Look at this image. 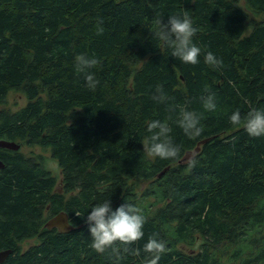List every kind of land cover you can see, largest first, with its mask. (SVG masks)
I'll list each match as a JSON object with an SVG mask.
<instances>
[{"label": "trees", "instance_id": "obj_1", "mask_svg": "<svg viewBox=\"0 0 264 264\" xmlns=\"http://www.w3.org/2000/svg\"><path fill=\"white\" fill-rule=\"evenodd\" d=\"M171 15L197 28V64L155 35ZM208 52L222 67L205 63ZM81 55L98 61L94 89L75 71ZM9 91L27 101L0 109V139L48 149L61 177L40 155L0 148V251L11 250L0 264H148L154 234L166 245L158 264H264V137L243 127L264 109V0H0V105ZM209 93L215 111L203 108ZM179 106L201 117L199 137L175 123ZM153 120L172 129L176 159L144 150ZM133 181L147 183L138 193ZM106 199L146 222L141 240L100 254L86 218ZM60 212L73 231L45 226Z\"/></svg>", "mask_w": 264, "mask_h": 264}, {"label": "clouds", "instance_id": "obj_2", "mask_svg": "<svg viewBox=\"0 0 264 264\" xmlns=\"http://www.w3.org/2000/svg\"><path fill=\"white\" fill-rule=\"evenodd\" d=\"M157 23L159 31L155 35L165 46L171 49V56L185 64L195 65L199 62L201 49L193 43L192 39L197 28L193 26L190 18L171 15L167 23H162V19ZM204 61L214 68L223 65V61L211 52L205 55ZM97 63L95 58H88L84 55L76 58L75 71L84 75L86 86L89 89H94L99 84V81L90 72V69L94 68ZM157 93L152 97L154 101L157 103L167 101L168 97L163 93L162 88H158ZM202 103L206 111H215L217 107L213 93L202 97ZM200 119L201 117L194 111L185 110L179 106L178 118L175 123L188 137H199L203 131L200 126ZM230 121L234 126H240L242 123L240 113L234 112L230 116ZM243 127L250 137H264V109L250 112L243 123ZM147 130L152 135L149 137L148 143L143 145V148L149 156L158 157L162 160L176 159L179 156L180 149L173 143L170 136L172 129L167 123L153 120L147 125ZM195 163L194 158L188 161L189 167H194ZM76 215L79 216L78 213ZM145 222V216L133 204L125 201L113 210L111 200L106 199L92 206L87 215L86 223L91 236L90 246L94 251L102 254L109 249L115 250L114 246L117 244H134L143 238ZM143 251L151 257L148 264H158L161 255L166 252V245L162 240H158L154 234L149 237Z\"/></svg>", "mask_w": 264, "mask_h": 264}, {"label": "rangeland", "instance_id": "obj_3", "mask_svg": "<svg viewBox=\"0 0 264 264\" xmlns=\"http://www.w3.org/2000/svg\"><path fill=\"white\" fill-rule=\"evenodd\" d=\"M241 5L242 2H241ZM27 99L23 93L20 91H9L6 95V102L0 105V109H6L8 111H16L20 107L24 106ZM20 151L26 155H40L44 159L46 167L52 171V173L60 180L61 170L57 164V162L51 157L48 149L43 148L38 145L28 146L22 143L20 147ZM134 189L139 193L146 185V181H133ZM36 240L34 238L27 239L21 244L22 250L27 249L32 244H34Z\"/></svg>", "mask_w": 264, "mask_h": 264}, {"label": "water", "instance_id": "obj_4", "mask_svg": "<svg viewBox=\"0 0 264 264\" xmlns=\"http://www.w3.org/2000/svg\"><path fill=\"white\" fill-rule=\"evenodd\" d=\"M199 144L196 146V148L193 151H188L185 154V156L183 157V160L190 159L194 155V153L196 151H198ZM0 148H7L10 150H18L20 148V145L14 141L0 139ZM1 167H3V164L0 162V168ZM45 226L47 228H56L60 232H71L74 229L68 220V215L65 212H60V213L50 217L46 221ZM10 253H11V250L0 251V263H2L9 256Z\"/></svg>", "mask_w": 264, "mask_h": 264}]
</instances>
